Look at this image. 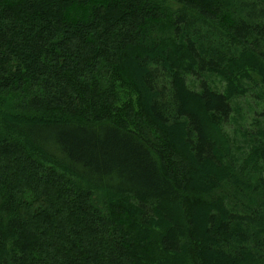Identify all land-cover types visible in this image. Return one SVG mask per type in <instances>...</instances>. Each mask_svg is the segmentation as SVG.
<instances>
[{
  "label": "trees",
  "instance_id": "obj_1",
  "mask_svg": "<svg viewBox=\"0 0 264 264\" xmlns=\"http://www.w3.org/2000/svg\"><path fill=\"white\" fill-rule=\"evenodd\" d=\"M0 264H264V0H0Z\"/></svg>",
  "mask_w": 264,
  "mask_h": 264
}]
</instances>
